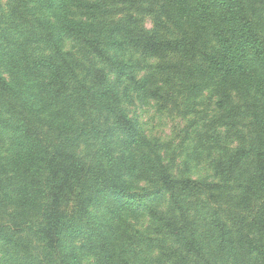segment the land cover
I'll return each mask as SVG.
<instances>
[{
    "label": "trees",
    "instance_id": "obj_1",
    "mask_svg": "<svg viewBox=\"0 0 264 264\" xmlns=\"http://www.w3.org/2000/svg\"><path fill=\"white\" fill-rule=\"evenodd\" d=\"M130 92L213 96L186 155L210 178L165 162ZM85 256L264 264V0H0V264Z\"/></svg>",
    "mask_w": 264,
    "mask_h": 264
},
{
    "label": "rangeland",
    "instance_id": "obj_2",
    "mask_svg": "<svg viewBox=\"0 0 264 264\" xmlns=\"http://www.w3.org/2000/svg\"><path fill=\"white\" fill-rule=\"evenodd\" d=\"M143 24L149 28L151 22L147 16L142 17ZM71 46L70 43L67 44ZM150 62H153L152 60ZM176 99L173 103L153 100L142 94L130 92L129 98L123 102V108L129 117L135 121L145 135L162 145L161 154L177 174L184 173L192 178H210L212 170L207 156H201L197 163L188 159L187 153L193 145V137L197 131L207 132V124L214 115V98L206 93L199 104ZM142 231L147 221L141 219L134 224ZM152 256H157L154 252ZM82 264H96L89 256L83 257ZM167 264V263H164Z\"/></svg>",
    "mask_w": 264,
    "mask_h": 264
}]
</instances>
